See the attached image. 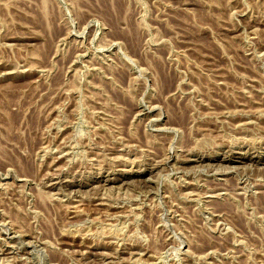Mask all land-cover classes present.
<instances>
[{
    "label": "rangeland",
    "instance_id": "obj_1",
    "mask_svg": "<svg viewBox=\"0 0 264 264\" xmlns=\"http://www.w3.org/2000/svg\"><path fill=\"white\" fill-rule=\"evenodd\" d=\"M0 264H264V0H0Z\"/></svg>",
    "mask_w": 264,
    "mask_h": 264
},
{
    "label": "bare ground",
    "instance_id": "obj_2",
    "mask_svg": "<svg viewBox=\"0 0 264 264\" xmlns=\"http://www.w3.org/2000/svg\"><path fill=\"white\" fill-rule=\"evenodd\" d=\"M114 9V8H113ZM116 9V8H115ZM115 11V10H114ZM116 12V11H115ZM106 16V15H105ZM167 85V84H166ZM163 86V85H162Z\"/></svg>",
    "mask_w": 264,
    "mask_h": 264
}]
</instances>
